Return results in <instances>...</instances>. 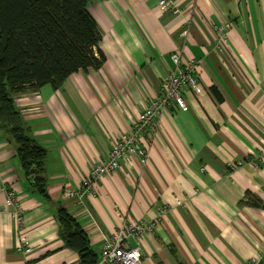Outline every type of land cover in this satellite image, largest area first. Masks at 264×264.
<instances>
[{"label": "crops", "instance_id": "crops-1", "mask_svg": "<svg viewBox=\"0 0 264 264\" xmlns=\"http://www.w3.org/2000/svg\"><path fill=\"white\" fill-rule=\"evenodd\" d=\"M177 2L184 14L162 11L158 0H94L105 63L73 73L61 88L15 96L47 149L50 199L33 189L16 141L0 133V208L14 188L33 245L17 250L16 220L0 211V264H79L60 236L61 207L98 254L123 221L156 220L143 235L144 264H264V209L242 202L248 191L264 198V0ZM226 22L232 28L219 46ZM174 52L199 62L201 93L185 85L188 110L173 106L156 119L142 137L147 161L127 156L85 205L69 197L160 93L176 69Z\"/></svg>", "mask_w": 264, "mask_h": 264}, {"label": "trees", "instance_id": "trees-1", "mask_svg": "<svg viewBox=\"0 0 264 264\" xmlns=\"http://www.w3.org/2000/svg\"><path fill=\"white\" fill-rule=\"evenodd\" d=\"M93 1L0 0V133L16 141L24 173L43 200L50 199L47 149L30 134L15 96L46 84L61 88L73 73L105 63L103 33L89 8ZM246 194L242 202L264 209V198ZM56 216L60 236L78 253L79 264H96L100 254L77 219L63 207Z\"/></svg>", "mask_w": 264, "mask_h": 264}, {"label": "built area", "instance_id": "built-area-1", "mask_svg": "<svg viewBox=\"0 0 264 264\" xmlns=\"http://www.w3.org/2000/svg\"><path fill=\"white\" fill-rule=\"evenodd\" d=\"M158 5L162 11L171 12L174 15H180L186 9L180 6L177 0H158ZM229 28H232L231 22H226L218 27L221 36L219 46L227 42L226 31ZM188 31L187 28H184L181 36H187ZM172 59L176 69L169 73L160 93L138 114L129 130L117 135L112 141L109 154L95 163L90 173L82 180L79 188L67 192L69 197L77 198L78 203L85 205L86 198L97 196L98 181L102 177L117 171L127 156L139 155L143 162L147 161L149 146L143 143L142 137L147 132H151L152 135L150 128L155 127L156 119L173 106L184 111L188 110V103L182 94L185 85L192 89L193 94L199 95L201 93L202 86L198 77L199 62L194 58L184 62L180 52L172 53ZM154 132L156 134V129ZM239 163L241 162L234 163L233 167L238 166ZM0 211L11 212L16 220L18 227L17 250L22 253L31 252L33 245L28 232H26V227H24V208L14 188L8 187L5 203ZM156 224V220L123 221L117 231L105 238L96 264H144L142 255L143 235L154 229Z\"/></svg>", "mask_w": 264, "mask_h": 264}, {"label": "rangeland", "instance_id": "rangeland-1", "mask_svg": "<svg viewBox=\"0 0 264 264\" xmlns=\"http://www.w3.org/2000/svg\"><path fill=\"white\" fill-rule=\"evenodd\" d=\"M185 13V12H184ZM184 13H182V14H184Z\"/></svg>", "mask_w": 264, "mask_h": 264}]
</instances>
